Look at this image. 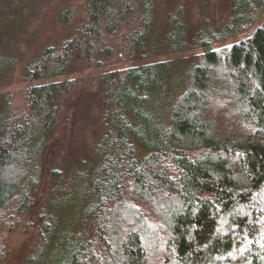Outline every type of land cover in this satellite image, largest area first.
Masks as SVG:
<instances>
[{"label":"trees","instance_id":"1","mask_svg":"<svg viewBox=\"0 0 264 264\" xmlns=\"http://www.w3.org/2000/svg\"><path fill=\"white\" fill-rule=\"evenodd\" d=\"M22 2L0 6V86ZM157 3L86 0L66 36L28 58L24 105L0 99L4 224L34 200L69 76L114 66L100 75L92 168L82 158L54 174L23 264H264V0H227L197 21L176 0L161 21Z\"/></svg>","mask_w":264,"mask_h":264},{"label":"rangeland","instance_id":"2","mask_svg":"<svg viewBox=\"0 0 264 264\" xmlns=\"http://www.w3.org/2000/svg\"><path fill=\"white\" fill-rule=\"evenodd\" d=\"M22 1L24 0H0V6L8 4L15 8L20 6ZM27 1L31 5L30 11L24 16L16 35L9 41L11 53L17 57L15 71L9 79L7 78V84L0 86V99L8 98L13 107L24 105L23 94L30 84L23 77L28 58L36 55L44 45H54L66 36L69 28L77 23L76 16L86 0ZM167 1L171 0H158L157 3V18L161 17V21L167 10ZM176 1L187 6L195 21L206 14L215 17L226 13L227 0ZM64 9H68L72 14L67 24H62L58 17ZM244 35L241 34L239 37ZM236 40L235 38L215 43L212 47L223 49ZM201 50H191L188 53L173 56L176 60H182ZM110 64L103 68L80 69L69 76L73 81V88L65 97L63 111L50 136V156L44 161L43 173L34 193V200L22 214H17L18 216H14L8 223L0 224V246L2 247L0 264H23L27 255L29 256L37 245V216L40 211H47L55 187L54 174L59 173L62 178L67 177L78 167L82 158H85V162L88 155L94 152L102 130L100 75L103 71L114 67ZM86 162L88 167L92 168V160Z\"/></svg>","mask_w":264,"mask_h":264}]
</instances>
